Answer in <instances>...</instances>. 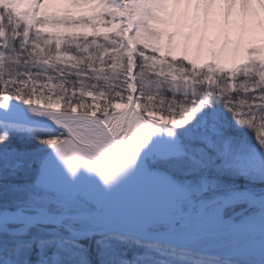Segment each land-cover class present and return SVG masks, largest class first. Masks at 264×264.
<instances>
[{"label": "snow or ice", "instance_id": "6c2138e0", "mask_svg": "<svg viewBox=\"0 0 264 264\" xmlns=\"http://www.w3.org/2000/svg\"><path fill=\"white\" fill-rule=\"evenodd\" d=\"M217 9L224 52L264 0H0V264H264V49L199 63Z\"/></svg>", "mask_w": 264, "mask_h": 264}, {"label": "bare ground", "instance_id": "6f19581e", "mask_svg": "<svg viewBox=\"0 0 264 264\" xmlns=\"http://www.w3.org/2000/svg\"><path fill=\"white\" fill-rule=\"evenodd\" d=\"M23 10V8H22ZM46 11L49 15L56 14L62 15L65 11V6H49ZM73 15H85L99 16L101 13H106V9L100 6L99 4H92L87 7L79 8V9H70ZM203 12V10H202ZM209 19L212 21L213 25L217 27L216 32V43L213 45L206 38L205 43L203 45V52L200 53L207 55V60L209 61L211 57V52L215 51L220 59V62L223 66L233 65V63L239 64L245 62L247 60V49L249 47H258L264 49V16H261L255 23L252 31L250 33L246 32L242 36L231 32L228 34L229 43L224 52H221V47L223 45L224 34L220 29V25L222 24V11L217 9L213 10ZM103 22L101 20L93 21V23L97 24ZM114 27V26H113ZM154 27L163 28L161 25H154ZM116 28V27H114ZM112 28V29H114ZM169 31H174V29H169ZM190 29H184V36H187L190 33ZM181 37H175L173 41V48L175 52L181 51L180 48H177L176 45L180 41ZM149 43H157V41L149 38ZM159 45L163 48H167V32L164 36L161 37L158 42ZM198 45V36L193 34V39L188 41V53L191 55H195L196 47ZM238 47V50H237Z\"/></svg>", "mask_w": 264, "mask_h": 264}, {"label": "rangeland", "instance_id": "374dc122", "mask_svg": "<svg viewBox=\"0 0 264 264\" xmlns=\"http://www.w3.org/2000/svg\"><path fill=\"white\" fill-rule=\"evenodd\" d=\"M112 28H114L112 25H109V26L105 27V26H103V22H100V23H98L97 28L95 29V32L98 34V38L102 40L103 36L105 34L112 35L118 30L117 28H114V29H112ZM42 31L45 32V33H48V32H53V33H55V32H70L71 31V32H75L81 38H83V36L85 34H87L89 39L93 38V29L92 28H79V27H77L75 29L69 30V29H65V28H62V27H59V28H57V27H46ZM175 54L179 56V55L182 54V52L178 51V52H175ZM189 55L192 56L193 58H197L195 55H191V54H189ZM198 62L199 63L208 62L207 55H204V54L199 55ZM239 64H241V63H239ZM232 66L233 65H227V66H224V67L227 68V67H232Z\"/></svg>", "mask_w": 264, "mask_h": 264}]
</instances>
